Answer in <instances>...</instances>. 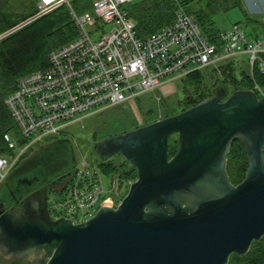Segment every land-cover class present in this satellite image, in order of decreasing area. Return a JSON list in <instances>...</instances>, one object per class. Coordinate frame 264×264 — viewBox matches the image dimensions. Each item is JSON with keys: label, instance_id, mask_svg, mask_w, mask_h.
<instances>
[{"label": "water", "instance_id": "95a60500", "mask_svg": "<svg viewBox=\"0 0 264 264\" xmlns=\"http://www.w3.org/2000/svg\"><path fill=\"white\" fill-rule=\"evenodd\" d=\"M262 93L229 92L218 84L193 106L96 143L102 162L118 156L136 178L115 207H100L77 224L55 220L48 210L45 185L68 172L64 184L77 164L71 140H56L0 189V258L22 264H228L231 255H246L264 237V87ZM172 137L177 147L170 157ZM235 141L247 169L233 185L226 162Z\"/></svg>", "mask_w": 264, "mask_h": 264}, {"label": "built area", "instance_id": "2783aa9c", "mask_svg": "<svg viewBox=\"0 0 264 264\" xmlns=\"http://www.w3.org/2000/svg\"><path fill=\"white\" fill-rule=\"evenodd\" d=\"M72 1L37 0L38 14L29 20L66 6L78 36L53 49L47 67L20 77L16 91L7 97L6 105L25 143L19 147V138L4 134L15 154L0 155V187L43 137H62L70 124L131 107L141 97L151 96L152 104L160 109L158 89L192 72H218L229 63L246 62L249 75L254 68L264 75V34L252 38L242 26L234 25L220 33L216 45L207 41L193 17L177 5L170 24L139 38L127 11V6L138 0H93L92 11L83 14L73 9ZM104 26H111L110 31L105 32ZM262 89L253 82L250 90L260 98ZM76 159L75 175L48 198L52 218L74 224L84 222L82 218L100 207H115L132 183L105 175L81 153Z\"/></svg>", "mask_w": 264, "mask_h": 264}, {"label": "trees", "instance_id": "16d2710c", "mask_svg": "<svg viewBox=\"0 0 264 264\" xmlns=\"http://www.w3.org/2000/svg\"><path fill=\"white\" fill-rule=\"evenodd\" d=\"M12 1L0 0V155L15 154L3 139L5 133H12L19 138V147L25 143V140L20 137L19 130L6 105L7 97L17 89L18 79L47 67L49 53L78 36L70 10L66 6H60L4 37L3 35L37 13V0H23L20 4L22 6L20 12L13 10ZM177 5L193 17L203 36L210 43L216 45L220 43L222 31L216 25V17L235 9L242 15V21L235 22L231 26H242L252 38L264 34V20L249 17L240 0H138L127 6L129 17L135 24L137 36L145 38L170 24ZM72 7L78 14L91 12L93 0H73ZM262 58L264 59V54H262ZM209 73L204 70L195 71L180 80L182 94L178 101L180 110L211 97L218 84H223L229 92L252 89L253 82L264 87V75L259 74L256 68L253 69L252 75H249L238 69L233 63H229L221 67L218 73L217 71ZM211 80L214 82L213 89L208 85ZM159 107L161 110L164 107L162 110L164 117L170 116L169 107L163 98ZM155 112L156 107L151 104L149 114H147L150 120L145 123L155 119L157 115ZM176 147L175 137L170 138V157L175 153ZM27 157L28 152L17 166H20ZM97 165L105 175H116L119 178L131 180L136 178L135 170L124 161L121 162V165L124 166L121 171L112 158L104 162L100 160ZM246 169V155L239 142L235 141L231 144L226 162V171L230 182L236 185L242 181ZM9 264L22 263L13 261ZM228 264H264V237L259 241L252 242L246 255L242 257L231 255Z\"/></svg>", "mask_w": 264, "mask_h": 264}, {"label": "rangeland", "instance_id": "374dc122", "mask_svg": "<svg viewBox=\"0 0 264 264\" xmlns=\"http://www.w3.org/2000/svg\"><path fill=\"white\" fill-rule=\"evenodd\" d=\"M22 1L23 0H18V1L13 0L12 1L13 8H14L13 10L15 12L22 11V6L20 5ZM247 8L249 9L251 13L255 14L256 16L264 17V0H258V2H256L255 4L254 3L250 5L247 4ZM49 12L41 14L38 18L48 14ZM37 14L38 13H36L35 15ZM29 20L30 18L20 23L13 30L17 31L23 28L25 25L32 22ZM239 21H242V15L237 9L232 10L226 14H220L216 17V25L218 29L221 31L230 29V26L233 23L239 22ZM110 29H111V26L103 27V30L105 32L110 31ZM14 31H11L9 34L13 33ZM97 39H99V36L95 37V40ZM236 67H238L239 69L245 72H247V69H248L246 62L240 63L236 65ZM213 70L214 69H205L204 71L206 72L208 71L209 73L210 71H213ZM208 85L213 89L212 86H214V82L211 80L208 83ZM180 86H181L180 80H176V81L164 84L158 89V94L162 96V98L166 101L167 106L169 107L168 109H169L170 115H173V114H176L182 111L180 110V107L178 105V101L182 97ZM150 99H151V96L141 97L139 99V102H136L135 104H130L131 107H124V108L120 107L117 109L109 110L106 113L101 114V115L90 116L84 119L82 123L70 124L65 129V134L62 137H53V136L43 137L35 145L32 146V148L28 151V157L26 158V160L20 166H17V168L9 174L7 180L13 174L17 172L21 173V171H24L26 167L25 163L27 161L32 159V157L38 155L45 147L51 145V143H53L54 141L58 139H70L72 143V147L74 148L73 150H74L75 155H78L79 153H81L83 156H85L86 160L89 163L97 165L101 159L99 158L95 150L96 143L110 136L121 134L135 127L142 126L150 122L156 121L158 119L164 118L162 114V110L164 107H162V110L161 108L156 109L155 114L157 115L155 119L151 120L148 123H145L150 120L147 115L149 114L148 111L150 109V105L152 104ZM112 161L117 164L120 171L123 170L124 166L121 165L122 161L119 158H116L114 156L112 158ZM15 177H16L15 175L12 176V178H15ZM120 179L122 181L131 180V179H125V178L124 179L120 178ZM7 180L5 181V183L7 182ZM3 185L0 187V189L3 187ZM127 190L128 188L125 189L123 196L126 194ZM123 196L119 197L116 200V205L117 203L120 202ZM95 213L91 214L90 216L82 218L83 221H86L87 219L92 217ZM0 264H9V262H5L4 260L0 258Z\"/></svg>", "mask_w": 264, "mask_h": 264}, {"label": "flooded vegetation", "instance_id": "af4514ba", "mask_svg": "<svg viewBox=\"0 0 264 264\" xmlns=\"http://www.w3.org/2000/svg\"><path fill=\"white\" fill-rule=\"evenodd\" d=\"M76 160H77V159H76ZM16 168H17V167H16ZM16 168H15V169H16ZM15 169H14V170H15ZM62 169H63V168L60 169V172L64 171V169H63V170H62ZM72 171H73V170H72ZM72 171H71V172H72ZM60 172H59V173H60ZM67 173H68V172L63 173V174L57 176L55 179L49 181V182L45 185V186L47 187V190H48V198H49L50 194L52 193L51 191H54V190H56L58 187H60V180H61L64 176H66ZM47 203H48V200H47ZM11 262H13V261H11Z\"/></svg>", "mask_w": 264, "mask_h": 264}, {"label": "crops", "instance_id": "0c3cea01", "mask_svg": "<svg viewBox=\"0 0 264 264\" xmlns=\"http://www.w3.org/2000/svg\"><path fill=\"white\" fill-rule=\"evenodd\" d=\"M241 1V3H242V7H243V9L247 12V14L249 15V17H251V18H254V19H257V20H264V17H259V16H256L255 14H253V13H251L250 11H249V9L247 8V4L248 5H250V4H252V3H256V2H258V0H240ZM249 7V6H248Z\"/></svg>", "mask_w": 264, "mask_h": 264}]
</instances>
